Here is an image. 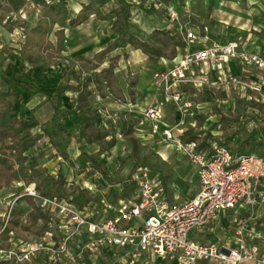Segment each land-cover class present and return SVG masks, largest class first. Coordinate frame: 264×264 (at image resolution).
I'll list each match as a JSON object with an SVG mask.
<instances>
[{
  "label": "built area",
  "instance_id": "2783aa9c",
  "mask_svg": "<svg viewBox=\"0 0 264 264\" xmlns=\"http://www.w3.org/2000/svg\"><path fill=\"white\" fill-rule=\"evenodd\" d=\"M167 10L171 19L178 21L175 7L169 5ZM181 30L190 43L198 40L193 30ZM235 58L246 66H264L260 56L245 50L238 40H232L190 50L174 65H163L153 74L159 97L144 112L137 131L147 130L195 166L200 188L193 197L170 202L163 177L146 166H136L127 176L122 189L131 187V190L118 198H109L113 184L105 181L100 172L88 166L82 173L75 174L71 167L66 182L78 184L93 194L82 207L72 198L41 196L34 178L25 185L23 195L32 197L37 206L48 213L47 230L42 236L28 238L14 237L11 233L10 247L0 249V264H24L38 255L48 257L44 264H86L85 260L109 264L104 254L108 247L123 251L124 264H139L147 253L172 264H264V214L261 211L264 158L257 153L234 155L222 140L221 132L214 133L207 149L201 147L198 139L185 137L188 130L197 132L201 139L207 135L206 131L198 132L201 131L196 120L198 108L186 87L243 95L251 89L263 98L260 85H252L225 70ZM212 72L216 73L214 79ZM167 104L175 105L179 114L172 125L165 123L163 108ZM111 124L117 128L118 141L123 140L117 115L113 116ZM45 143H49L46 136L35 147ZM59 159L63 161L62 157ZM59 170L54 169L52 175L58 177ZM15 203V200L8 203L4 226ZM229 211L234 213L231 236L220 241H204L195 235L219 225ZM82 234L91 238L80 242ZM116 259L114 256L110 264H117Z\"/></svg>",
  "mask_w": 264,
  "mask_h": 264
},
{
  "label": "crops",
  "instance_id": "0c3cea01",
  "mask_svg": "<svg viewBox=\"0 0 264 264\" xmlns=\"http://www.w3.org/2000/svg\"><path fill=\"white\" fill-rule=\"evenodd\" d=\"M6 1L8 0H0V71H4L19 83L16 91L21 94L22 99L13 106L14 116L35 120L39 124H43L54 115L53 105L51 102H47L46 99H52L61 84L78 87L80 82L83 84L86 82L87 88L93 94L92 102L97 107L95 126L110 131V134L102 140L103 144L111 140L113 136L116 138L114 146L100 155V158L110 170L109 175H113L116 170L122 167L127 158L123 152V146H121L124 140L118 141L117 128L111 124V119L114 115H117L118 125L124 133L123 136H126L125 133L132 129L131 136L141 143L151 144L161 156V162L165 168L171 169L172 172H169V174H163L169 201L176 203L183 201L185 197H193L200 188V183L195 187H191L195 180H199L195 166L182 154L176 152L171 145H167L157 137L151 136L147 130L137 131L144 112L154 105L159 97L153 79L154 71L163 65H174L190 50L216 44L222 45L232 40H238L245 50L257 54L264 60V0H127L132 4L130 28L136 37L145 41L153 30H162L182 39L184 45L176 48L173 58L170 59L164 56L153 62L141 49L128 45L109 53L103 59L99 68L89 69L85 67L78 60L79 57L96 62L95 55L117 38V34L112 29L114 20H103L94 14L75 28H66L65 38L60 43L57 41L56 36L52 35L51 39L54 45L59 46V51L55 53V57L48 58L29 53V56L33 58L32 60H26V65L32 68L34 81H27L22 78L24 70L21 62V49L25 41L23 40L25 32L24 34L20 33V29L23 30L25 23L31 22L30 10H33L35 16H38L40 7L31 0H27L16 12L3 8ZM66 1L68 2L70 15L76 17L83 5L91 0ZM120 5L121 3L118 0H110L103 6L102 10L104 14H109L118 9ZM169 5L174 6L178 11V21L171 19L167 10ZM37 20L38 18L35 22H32L34 26H36ZM8 21L15 27L13 31L7 28L6 23ZM182 28L193 30L198 36V40L192 43L187 41L181 30ZM3 46L8 47L9 52L2 51ZM116 55H120V60L108 88L100 72L109 66L110 58ZM225 70L250 80L260 79V75H264V66H246L236 58L225 66ZM66 71H76V76L64 77ZM211 77L214 79L216 73L212 72ZM110 88L113 89L114 94L108 92ZM5 89L6 84L0 80V92ZM185 89L198 108L196 120L201 129L198 132L206 131L208 133L214 128L215 124H219L221 113L232 116L231 113L235 112L238 107V99L234 96L235 93L229 94L211 89L197 90L191 86ZM77 96V90H66L60 99V107L74 110L77 107ZM249 108L250 110L247 112L257 119L258 111L256 107ZM163 112L167 124L172 125L179 118L177 108L173 104H167L163 108ZM62 120L74 136V141L70 143L68 152L70 157L75 160L80 153L78 143L80 119L76 122H73L69 117ZM253 122L254 120L251 117H240L237 127L245 125L251 129L256 125L254 123L250 127ZM38 130L39 126L31 131ZM190 131L186 132L185 137L191 136ZM218 132H221L222 137L223 130L220 124L213 129V135ZM35 146L28 151L30 156L29 165H34L35 169H47L51 174L54 169L59 168V174L65 175V178L70 175L71 165L56 152L50 141L37 148ZM87 149L90 152L98 153L100 145L94 142L88 144ZM60 157L63 158V161H60ZM184 161H187L192 169H189L190 167L186 168ZM127 171L128 169L124 170V172ZM127 176L124 180H119L118 184H113L114 189H110L109 198H118L122 195L124 190L122 185ZM25 185L26 183L23 181H17L12 183L10 187L0 189L1 217L7 211L8 203L15 200L14 209L21 211L24 217L27 218L32 206L28 201L29 196L23 195ZM180 185L184 189V197H178L172 193ZM102 190L105 191L106 189L102 188ZM261 211L264 214V205ZM233 216V211H229L219 225L198 231L196 236L204 241H220L228 238L232 235ZM34 230H39L40 234L28 232L26 238L42 236L47 230L46 222L43 219H38L34 224ZM12 233L14 237L25 238L17 231ZM90 238V235L82 234L79 241L85 242ZM104 254L109 263L114 261V256L117 258V264L125 263L123 251L121 250L108 247ZM45 261H48L47 256L38 255L33 261L24 264H44ZM94 262L85 260L86 264H99ZM139 264L172 263H164L155 255L147 253L142 257Z\"/></svg>",
  "mask_w": 264,
  "mask_h": 264
},
{
  "label": "trees",
  "instance_id": "16d2710c",
  "mask_svg": "<svg viewBox=\"0 0 264 264\" xmlns=\"http://www.w3.org/2000/svg\"><path fill=\"white\" fill-rule=\"evenodd\" d=\"M26 1L8 0L3 8L18 12ZM31 1L40 7V11L36 26L29 28L25 32V41L21 49V62L24 70L22 78L27 81H34L32 68L26 65V60H32L33 58L29 56V53L48 58L55 57V53L59 51V46L56 47L54 45L51 39L52 35H55L60 43L65 38L66 28H75L94 14L103 20H114L112 29L117 34V38L95 55L94 59L96 62L79 57L78 60L89 69L99 68L103 59L120 47L125 48L130 45L136 49H141L153 62H156L158 58L164 56L170 59L173 58L176 48L184 45L179 36L171 35L170 32L162 30L153 31L145 41L136 37L130 28L132 4L127 0H118L121 3L120 7L109 14H104L102 8L110 0H91L83 5L76 17L70 15L66 0ZM6 26L11 31L15 29L9 21ZM2 51L9 52L8 47L3 46ZM119 60L120 55L111 57L109 66L100 72L107 85L114 77ZM72 76H76V71L64 72V77L70 78ZM0 80L6 84V89L0 92V189L10 187L12 183L17 181L29 184L35 178L37 179L36 189L41 196L72 198V201L78 207L86 205L93 198V194L90 191L81 189L78 184L69 185L63 174L55 177L47 169H35L34 165L28 164L30 158L28 151L42 137L46 136L56 152L75 169V174L82 173L90 166L100 172L107 180L110 170L102 161L100 155L114 146L116 138L113 136L111 140L103 144L102 140L110 134V131L103 127L97 128L95 126L97 107L92 102L93 94L87 88L86 82L84 84L80 82L78 87L61 84L54 97L46 99L47 102H51L53 105V117L43 124H39L35 120L14 116L13 106L22 99L21 94L16 91L19 83L9 77L4 71H0ZM244 80L247 81L248 79L244 78ZM69 89L78 91L77 107L74 110L63 109L59 103L63 94ZM108 92L114 94L111 88ZM253 104L264 116V103L254 102ZM66 117H69L73 122L80 119V138L78 139L80 153L75 160L70 157L68 152L70 143L74 141V136L66 128L62 120ZM239 122L240 116L232 117L221 113L219 124L223 130L221 138L225 145L234 155L257 153L264 158V124L256 123L253 128L249 129L245 125L237 127ZM219 124H215L214 128L203 139L193 130L190 131L191 136L189 138L198 139L201 147L207 149L214 138L213 129ZM38 126V131H31ZM132 132V129H130L125 134L129 135L136 147L139 144V140L131 136ZM222 140L218 141L222 142ZM8 141H11V144ZM94 142L100 145L98 153L90 152L87 149V145ZM130 190L131 187H125L121 196L128 195ZM28 201L32 206V210L27 215V218L24 217L21 211L14 209L7 224L4 226V218L0 216V249H8L10 247L12 232L17 231L25 238L28 232L40 234L39 230H34L35 222L38 219H43L47 223L49 220L48 213L40 209L32 197H28Z\"/></svg>",
  "mask_w": 264,
  "mask_h": 264
},
{
  "label": "rangeland",
  "instance_id": "374dc122",
  "mask_svg": "<svg viewBox=\"0 0 264 264\" xmlns=\"http://www.w3.org/2000/svg\"><path fill=\"white\" fill-rule=\"evenodd\" d=\"M29 14H31V22L25 23L23 30L20 29V33L22 34H24V32H26L30 27H33L34 23L32 22H35L36 18H38V16H35V12L33 10H30ZM23 40H25V38H23ZM22 48H23V45H22ZM0 68H1V65H0ZM242 78L244 80V77ZM247 82L250 84L252 83V85H260L262 89L261 94L263 95V98L262 97L259 98L258 96L260 95L258 93H255L251 89H248V91H246L244 95L241 92L240 93L236 92L234 96H236V98L238 99V104H237L238 107L235 112L231 113V115L240 116L242 118L251 117L254 120V122L250 125V127H252L254 123L264 124V116L261 114L259 109L256 108V110L258 111L257 119L253 118L252 114L251 113L249 114L247 112L248 110H250L249 107L254 106L253 104L254 102L264 103V75H260V79H256V80L248 79ZM254 98H259L258 100L260 101ZM123 140L124 141L121 143V146H123V149H124L123 152L125 156H127V158L125 159V162L122 164V167L116 170L113 175H109V178H108L109 183L114 184V185L118 184L119 180H124L125 176L129 175L135 169L136 166L149 167L153 171L158 172L162 177H163V174L167 175L169 174V172H172L171 169L165 168V166L161 162V156L158 154L157 150L154 149L153 146H151V144H148L146 142L144 143L139 142V144L135 147L131 138L128 135L123 136ZM184 164L186 168L190 167L189 169H192L190 164H188L187 161H184ZM125 169H128V171L124 172ZM197 184L199 185V180H195L191 184V187H195L197 186ZM114 185H112L113 189H114ZM172 193L175 196L177 195L178 197L185 196L182 185L178 186L177 190H175V192L172 191ZM194 238H196V236Z\"/></svg>",
  "mask_w": 264,
  "mask_h": 264
},
{
  "label": "bare ground",
  "instance_id": "6f19581e",
  "mask_svg": "<svg viewBox=\"0 0 264 264\" xmlns=\"http://www.w3.org/2000/svg\"><path fill=\"white\" fill-rule=\"evenodd\" d=\"M153 31H154V30H153ZM153 31H152V32H153Z\"/></svg>",
  "mask_w": 264,
  "mask_h": 264
}]
</instances>
